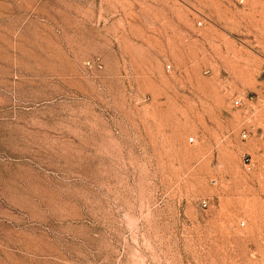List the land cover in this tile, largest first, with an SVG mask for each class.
Segmentation results:
<instances>
[{
    "label": "rangeland",
    "instance_id": "obj_1",
    "mask_svg": "<svg viewBox=\"0 0 264 264\" xmlns=\"http://www.w3.org/2000/svg\"><path fill=\"white\" fill-rule=\"evenodd\" d=\"M0 264H264V0H0Z\"/></svg>",
    "mask_w": 264,
    "mask_h": 264
},
{
    "label": "built area",
    "instance_id": "obj_2",
    "mask_svg": "<svg viewBox=\"0 0 264 264\" xmlns=\"http://www.w3.org/2000/svg\"><path fill=\"white\" fill-rule=\"evenodd\" d=\"M235 103L237 105H239L241 103V99L236 100ZM192 141H193V139H192ZM206 206H207V203L206 202H203V207H206Z\"/></svg>",
    "mask_w": 264,
    "mask_h": 264
}]
</instances>
